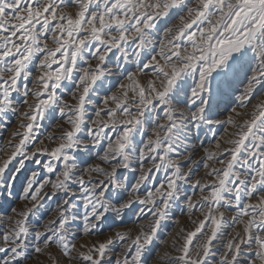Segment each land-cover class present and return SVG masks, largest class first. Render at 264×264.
I'll list each match as a JSON object with an SVG mask.
<instances>
[{
  "label": "snow or ice",
  "instance_id": "snow-or-ice-1",
  "mask_svg": "<svg viewBox=\"0 0 264 264\" xmlns=\"http://www.w3.org/2000/svg\"><path fill=\"white\" fill-rule=\"evenodd\" d=\"M71 6L74 12L65 10L66 0H0V116L18 111L13 94L20 92L21 79L33 76L34 64L39 73L33 81L37 90L25 84L22 93L28 108L22 119L28 123L20 124L23 132L13 133L18 142L10 146L6 158H0V208L15 194L26 161L55 174L54 180L38 181L33 171L22 185V199L31 207L11 209L16 218L7 217L10 226L0 236V264L26 262L30 235L37 242L34 252L55 245L69 264H145L161 222L184 195L185 185L199 192L196 203L193 196L184 195L189 213L199 211L203 218L175 248L179 255L164 253L161 264H264V91L257 94V89H264V0H71ZM172 17L179 25L165 27L159 51L148 53L150 59L142 63V55L154 45L152 31ZM49 39L54 47H49ZM113 54L116 72L108 67ZM130 56L137 72L147 74L144 69L151 68L155 79L144 86L135 79L136 73L129 72L126 78L134 86L121 83L118 95L102 98V107L94 103L92 97L105 77L116 75L121 61L127 64ZM241 75L246 84L236 97L239 107L248 108L254 96L259 102L251 104L253 110L245 114L243 123L229 117L227 123L238 130L232 133L234 139L225 141L230 147L220 153L226 159L207 154V160L223 165L207 172L211 182H193L191 169L185 172L178 162L189 124L199 131L201 124L221 123L212 119L213 109ZM66 82L75 89L74 104L57 95ZM130 93L135 98L130 100ZM158 108L162 117L155 115ZM232 112L242 115L236 108ZM57 114L68 127L59 128L58 136L49 135V146L36 147L33 139L39 122L55 120ZM137 135L142 138L139 144ZM105 139L107 146L98 159L106 167L89 165L93 151L101 149ZM30 145L35 151H29ZM38 156L49 159L42 163ZM17 157L12 174L10 165ZM122 169L138 173L130 192L127 177L123 181L118 177ZM161 171L171 174L141 198V189L156 181L154 173ZM94 176L102 179L93 181ZM47 187L52 196L62 194L64 199L57 206V218L33 232L29 217L50 198ZM253 199L257 203H251ZM136 204L151 206L153 219L147 231L141 228L135 237L117 231L86 252L77 249L75 233L69 239L81 208L80 231L91 235L100 223L121 219ZM224 210H235L232 222L243 227L222 245L217 260L213 249L226 224ZM139 212L144 213V207ZM116 241L124 250L113 262L109 253Z\"/></svg>",
  "mask_w": 264,
  "mask_h": 264
},
{
  "label": "rangeland",
  "instance_id": "rangeland-1",
  "mask_svg": "<svg viewBox=\"0 0 264 264\" xmlns=\"http://www.w3.org/2000/svg\"><path fill=\"white\" fill-rule=\"evenodd\" d=\"M66 3L69 5L65 10L69 12H74L75 9L71 6V0H66ZM194 6V5H193ZM171 15V14H170ZM179 25V20L175 17L171 19L165 18L161 20L156 29H154L151 33V38L154 41V45L151 46L150 49L146 50V53L142 55L141 62H147L150 59V54L154 55L157 51H159V43L164 39L163 32L165 27H175ZM49 47H54L52 41L48 40ZM150 53V54H148ZM91 59V57H89ZM134 57H129V62L127 64L121 61L120 63V71L117 72L116 75L106 76L103 87L98 90V94L92 97L94 103L99 104L101 107L102 98L106 95L119 94V85L121 83L128 85L130 87L134 86L127 80V74L129 72L136 73L135 79L139 80L141 85L147 86L149 80L155 79L152 75L153 69H144L143 74L137 72L136 64L133 63ZM95 61H93V65ZM84 66V65H81ZM56 65H53L55 68ZM108 67L112 68L114 72H116V54H113L109 57ZM33 76L29 78V80L25 81L21 79L20 81V92L13 94L14 107L18 109L16 113L8 112L3 116H0V158H6V153L10 151V146L14 145L18 142V137L13 139V133L15 132H23V129L20 128L21 123H28V121L22 119V114L28 111L26 105L23 104V100L25 99L23 96L24 85L27 84L28 88L31 91H36L37 88L34 85L33 81L35 77L39 74L36 70L35 64L31 67ZM191 83V81H189ZM246 81L243 75L239 76L236 80H234L229 87L225 89L226 94L221 97L218 101V105L213 109L211 114L212 119L218 120L221 123L219 124H201V129L197 131L191 124H189V129L187 133V139L185 141V146L180 149L182 153L181 158L179 159V163L184 169L185 172H188L191 169V180L194 182L195 180H201V182H211L212 178L207 176V172L211 170V168H222L223 165H220L216 162V160H207L206 156L208 153H214L220 159H226L227 156H221L220 153L223 149L229 148L230 145L226 144L225 141L229 139H234L232 133L236 132L238 129L230 126L227 121L231 116L236 124L243 123L246 118L247 113H250L253 109L251 104L258 103L259 100L253 98L250 102V106L248 108H241L238 105L236 97L241 94L245 87ZM66 87L63 89L57 90V95H59L63 101L68 104H74L75 101L72 99V91L75 89L72 85L66 82ZM264 89H257V94ZM135 97L132 96V93L129 94V99H133ZM28 103H34V98L30 95L28 98ZM181 99L186 100L187 97H181ZM264 99V97H261ZM181 108H184V105H180ZM193 109L195 105L192 106ZM236 108L238 113L242 115L237 116L232 112V109ZM89 116H93V110L89 108ZM132 111H135V108H132ZM155 115H159L162 117L163 113L157 109V113ZM40 126L35 130V136L33 139V143L36 147L49 146L48 136H58L60 133L58 131L59 128H67L68 125L63 123V118H61L58 114L56 115V119H45L39 122ZM107 135L113 137V133L111 131L107 132ZM141 137L137 135L136 140L139 144L141 141ZM146 139V135L144 137ZM43 141V144L40 142ZM108 140L105 139L103 141V145L101 149L94 150L91 158L88 161V164H101L102 167H106L102 162L98 159V156L103 155V147H106ZM219 143L220 148L216 147V144ZM207 149V152L205 151ZM29 151H35V148L29 146ZM38 159L42 161V163H47L49 157L47 156H38ZM20 157H17L16 161H13L12 165H10V172L15 174L14 169L18 167V161ZM79 163V162H78ZM208 164L209 168L205 169L204 164ZM85 164H80V167H86ZM150 166V164L148 165ZM133 167H137L136 164ZM37 172V179H55V174H49L44 171L42 165H37L33 161H26L25 168L19 175L18 182L15 186V194L12 197L8 198V202L4 204L3 208H0V236H2L6 230L10 226L7 217L12 216L15 219L14 213L11 209L15 208L17 212L26 210V208L31 207L28 201L22 199L23 191L22 185H24L27 178H30L31 172ZM170 175L171 172L165 173L163 171L159 173H154L157 179L154 182L146 183V186L141 189V198H143L144 194L147 190L152 189L158 186L159 182L162 181L165 175ZM138 173L128 171V170H120L118 173V177L123 181L124 177H127L126 184L128 185V191H131V185L135 183L136 176ZM87 180L88 178L85 177ZM93 181L102 179V177L94 176ZM75 188V185H73ZM184 195L193 196V203H196L199 199V192L196 189H193L190 185H185ZM49 193L50 198H45L42 202L43 206L36 212L35 215L29 217V224L32 228V231L43 230L42 225L47 223L49 220L57 218V206L64 199L62 194H57L55 196L51 195V188L47 187L45 189ZM3 190L0 189V193ZM195 192V195L193 193ZM184 195H182L181 199L176 201L173 207L170 209L167 219L161 222L160 228L157 231V234L149 246L147 253L145 254L144 260L145 264H161L160 257L164 255V253H169L170 256L176 257L179 255L175 248H179L183 243L184 235L193 231L196 227V224L203 217L199 211H195L194 214H190L187 208V205L184 202ZM75 199V198H73ZM0 202H2V196H0ZM79 204V201H77ZM251 203H257V200L253 199ZM144 207V213H140L139 209ZM151 206H142L136 204L133 206V209L127 210L121 219L109 218L107 221L99 224L96 233L91 235L83 234L80 231V225L82 220V208L81 217H78L76 222L71 226V229L68 233L69 239H73V233H75V239L73 242L77 245V249L81 252H86L88 247L92 244L101 242L106 240L109 236H114L117 231L129 233L130 236L135 237L143 228L145 231L150 227L152 223V216L150 212ZM223 210V209H222ZM225 211V221L226 224L223 228V233L220 238L214 242V251L217 253L215 259H219L220 252L222 251V245L226 243L228 239H231L232 236L236 234V232H240L242 230L243 225L241 224H233L231 217L235 215V210H224ZM37 242L33 239V236H29V248L27 249L28 259L26 262H22V264H69V262L64 258L61 254V251L55 246H51L43 253H36L33 251V248ZM81 245H85V247L81 248ZM124 250V245L120 241H116L110 247L109 259L111 261H115L117 257H119ZM3 255V254H0ZM75 264V262H73Z\"/></svg>",
  "mask_w": 264,
  "mask_h": 264
}]
</instances>
